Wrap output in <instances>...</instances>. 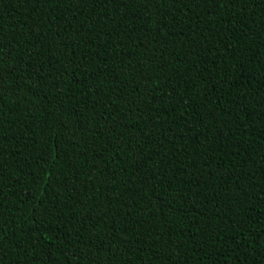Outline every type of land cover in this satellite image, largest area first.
I'll list each match as a JSON object with an SVG mask.
<instances>
[{
	"label": "trees",
	"instance_id": "16d2710c",
	"mask_svg": "<svg viewBox=\"0 0 264 264\" xmlns=\"http://www.w3.org/2000/svg\"><path fill=\"white\" fill-rule=\"evenodd\" d=\"M0 264H264V0H0Z\"/></svg>",
	"mask_w": 264,
	"mask_h": 264
}]
</instances>
